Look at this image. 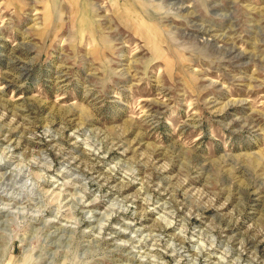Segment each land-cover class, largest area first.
I'll return each mask as SVG.
<instances>
[{
    "label": "rangeland",
    "instance_id": "obj_1",
    "mask_svg": "<svg viewBox=\"0 0 264 264\" xmlns=\"http://www.w3.org/2000/svg\"><path fill=\"white\" fill-rule=\"evenodd\" d=\"M0 264H264V0H0Z\"/></svg>",
    "mask_w": 264,
    "mask_h": 264
}]
</instances>
